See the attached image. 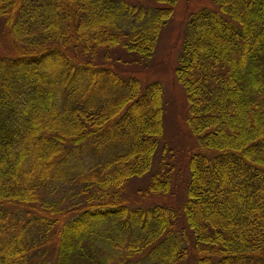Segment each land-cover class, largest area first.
Masks as SVG:
<instances>
[{
  "label": "trees",
  "instance_id": "trees-1",
  "mask_svg": "<svg viewBox=\"0 0 264 264\" xmlns=\"http://www.w3.org/2000/svg\"><path fill=\"white\" fill-rule=\"evenodd\" d=\"M137 1L0 0L20 51L0 56V264H28L34 233L57 242L55 264L187 258L175 209L123 197L154 169L164 91L98 62L115 47L152 58L180 0ZM213 3L189 18L176 68L201 147L182 212L197 264H264V0ZM171 175L146 193L169 194ZM65 185L88 197L74 217L43 199Z\"/></svg>",
  "mask_w": 264,
  "mask_h": 264
},
{
  "label": "rangeland",
  "instance_id": "rangeland-1",
  "mask_svg": "<svg viewBox=\"0 0 264 264\" xmlns=\"http://www.w3.org/2000/svg\"><path fill=\"white\" fill-rule=\"evenodd\" d=\"M117 1L139 6L135 5L137 0ZM206 8H215L213 0H180L174 8L172 19L160 35L156 52L152 58L146 54V58L141 59L133 53L126 52L124 48L115 47L109 51V60L98 62L102 65L101 67L113 68L125 78L138 79L143 91L156 84H160L163 88L164 134L159 139L158 156L154 169L142 178L132 179L124 188L123 197L128 208L149 210L155 207H170L177 211L175 232L184 235L188 252L185 261L179 264H197L199 258L192 232L186 226L182 205L184 206L188 198L186 191L191 173L190 161L195 154L201 152V147L187 123L189 101L183 86L177 79L176 68L189 18ZM19 52L11 40L10 33L0 26V56L15 57ZM162 169L172 172V191L169 194L146 193L151 178L163 172ZM159 177L163 179V176ZM61 187L56 190L49 188L43 194V199L49 202L60 200V208L68 211V217H74L77 214L76 209L83 207L88 197L81 193L80 186ZM35 211L32 209V214ZM50 238L48 240L34 233V237L29 240L31 247L28 256L31 261H28V264L56 263L58 245L52 239V235Z\"/></svg>",
  "mask_w": 264,
  "mask_h": 264
}]
</instances>
